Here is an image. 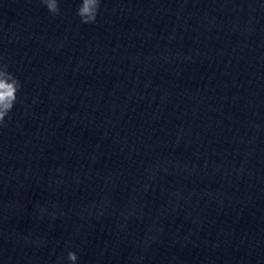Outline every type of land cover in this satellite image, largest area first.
Returning <instances> with one entry per match:
<instances>
[{
	"label": "clouds",
	"instance_id": "9594fccd",
	"mask_svg": "<svg viewBox=\"0 0 264 264\" xmlns=\"http://www.w3.org/2000/svg\"><path fill=\"white\" fill-rule=\"evenodd\" d=\"M41 3L47 8L52 15H60V0H41ZM101 6V0H79L76 14L79 16L81 23L93 24L97 20V15ZM22 85L16 75L9 71V65L0 61V127L5 125V118L9 117L17 100L18 93ZM43 214L46 209H40ZM55 213H52L53 218ZM67 261L69 264H76L78 260L77 253L69 250L67 252Z\"/></svg>",
	"mask_w": 264,
	"mask_h": 264
}]
</instances>
